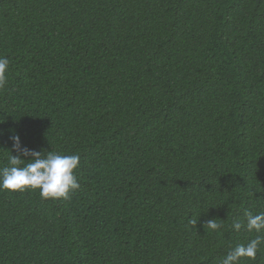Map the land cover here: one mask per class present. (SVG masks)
<instances>
[{
	"label": "trees",
	"instance_id": "obj_1",
	"mask_svg": "<svg viewBox=\"0 0 264 264\" xmlns=\"http://www.w3.org/2000/svg\"><path fill=\"white\" fill-rule=\"evenodd\" d=\"M0 56V167L13 134L80 157L66 200L0 190V264H219L255 238L231 224L264 211V0H0Z\"/></svg>",
	"mask_w": 264,
	"mask_h": 264
},
{
	"label": "clouds",
	"instance_id": "obj_2",
	"mask_svg": "<svg viewBox=\"0 0 264 264\" xmlns=\"http://www.w3.org/2000/svg\"><path fill=\"white\" fill-rule=\"evenodd\" d=\"M9 59L0 56V89L7 84ZM11 155L7 165L0 167V190L20 191L39 190L42 199H68L70 194L80 189L75 174L80 157L77 154L62 155L52 150L35 151L23 145L20 136L13 134ZM13 152L16 154L13 155ZM24 161H29L24 163ZM207 229L219 232L223 225L217 219L208 220ZM256 233L255 238L246 244L230 248L219 264H241L247 259L255 264L258 253L264 249V211L253 214L246 211L243 220H234L231 229L239 232Z\"/></svg>",
	"mask_w": 264,
	"mask_h": 264
}]
</instances>
